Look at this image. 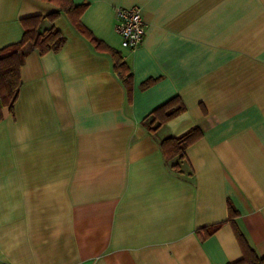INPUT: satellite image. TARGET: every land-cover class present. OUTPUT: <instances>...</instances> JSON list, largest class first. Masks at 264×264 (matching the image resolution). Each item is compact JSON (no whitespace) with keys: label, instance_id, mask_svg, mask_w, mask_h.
I'll return each mask as SVG.
<instances>
[{"label":"crops","instance_id":"obj_1","mask_svg":"<svg viewBox=\"0 0 264 264\" xmlns=\"http://www.w3.org/2000/svg\"><path fill=\"white\" fill-rule=\"evenodd\" d=\"M71 1L130 68L131 92L64 14L41 23L65 44L26 56L3 109L0 264H232L235 228L264 257V0ZM133 7L146 27L130 51L115 14ZM56 10L0 0V50L21 40L22 19ZM174 97L186 111L149 134L143 119ZM194 127L185 159L166 162L160 141Z\"/></svg>","mask_w":264,"mask_h":264},{"label":"trees","instance_id":"obj_2","mask_svg":"<svg viewBox=\"0 0 264 264\" xmlns=\"http://www.w3.org/2000/svg\"><path fill=\"white\" fill-rule=\"evenodd\" d=\"M53 5L57 10L46 16H32L20 21L23 35L21 40L0 50V122L3 119V109L7 108L13 112L14 104L17 101L20 87L22 84L20 69L24 64L26 56L37 51L40 55L49 52H58L65 44L64 36L55 28L51 27L41 31V23L47 20L53 23L60 14H64L73 28L82 36L86 37L92 46L98 50H106L112 57L114 72L122 80L126 90L131 92L132 74L130 68L123 61L121 55L111 51L105 44L94 37L87 28L81 23L80 19L86 5H75L71 0H38ZM149 80L141 85V89H146L153 84ZM186 111L185 105L179 97H174L154 109L142 121L149 134L155 135L157 131L168 122L182 115ZM202 132L198 127H194L178 137H168L160 141V148L166 162L173 160L183 161L185 150L199 140ZM179 162L171 168L179 173ZM228 223L234 225V219L238 215L231 204H228ZM222 224L203 228L200 233L204 238L214 234ZM235 235L240 244L242 257L232 264H264V257H260L247 244L242 234L235 228Z\"/></svg>","mask_w":264,"mask_h":264},{"label":"built area","instance_id":"obj_3","mask_svg":"<svg viewBox=\"0 0 264 264\" xmlns=\"http://www.w3.org/2000/svg\"><path fill=\"white\" fill-rule=\"evenodd\" d=\"M145 27L139 8L116 10L115 31L120 37L122 48L130 51L136 50L143 41Z\"/></svg>","mask_w":264,"mask_h":264}]
</instances>
